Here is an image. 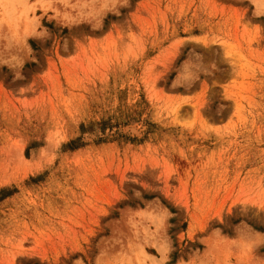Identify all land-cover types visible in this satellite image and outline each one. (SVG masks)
I'll return each mask as SVG.
<instances>
[{"label":"rangeland","instance_id":"obj_1","mask_svg":"<svg viewBox=\"0 0 264 264\" xmlns=\"http://www.w3.org/2000/svg\"><path fill=\"white\" fill-rule=\"evenodd\" d=\"M251 12L131 0L99 32L43 21L52 36L29 41L25 79L0 68V264H92L120 210L140 205L135 191L172 214L170 264L203 252L214 228L226 243L241 222L264 232V18ZM193 49L212 76L171 89ZM49 135L65 141L52 166L39 163Z\"/></svg>","mask_w":264,"mask_h":264},{"label":"clouds","instance_id":"obj_2","mask_svg":"<svg viewBox=\"0 0 264 264\" xmlns=\"http://www.w3.org/2000/svg\"><path fill=\"white\" fill-rule=\"evenodd\" d=\"M240 3H246L252 9L253 18H264V0H240ZM130 4L131 0H0V68L6 66L14 74V80L25 79V64L35 62L29 41H45L52 36L43 24L45 20L69 32L82 25L99 32L104 29L109 15L120 16L121 10L130 7ZM244 23L250 29L259 25ZM73 40L76 53V39ZM191 42L204 46L200 41ZM60 47L69 53L70 41L64 39ZM174 50L177 53L174 59L177 60L181 49ZM73 55L69 54L68 57ZM213 71L214 62L206 61L201 53L193 49L175 68L170 88L187 91L202 77L212 76ZM30 85L20 87L18 95H23ZM63 142L53 140L50 135L46 137L45 147L39 150V163L54 165ZM145 189L154 190L150 187ZM134 197L140 201V205L120 210L119 219L109 225L111 235L98 246L92 264H170L175 251L168 234L171 212L159 199L145 200L140 191H135ZM242 210L247 212L245 206ZM234 231L238 234L237 238L226 243L228 238L222 229L214 228L200 240L204 244V251L195 249L187 258H181L182 264H264V257L257 255V251L264 248V232L255 230L247 222L236 225ZM149 249L157 255H152ZM181 261H177V264H181ZM74 264H85V260L78 259Z\"/></svg>","mask_w":264,"mask_h":264}]
</instances>
